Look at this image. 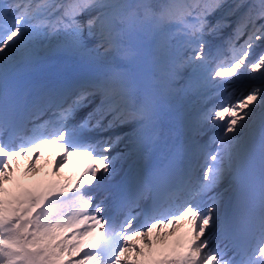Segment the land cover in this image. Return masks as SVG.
<instances>
[{"label":"snow or ice","instance_id":"obj_1","mask_svg":"<svg viewBox=\"0 0 264 264\" xmlns=\"http://www.w3.org/2000/svg\"><path fill=\"white\" fill-rule=\"evenodd\" d=\"M222 12L235 18L234 25L228 15L216 18ZM169 25L175 29L167 30ZM225 27H232L229 54L210 58L208 38ZM53 34L62 36L67 50L80 56L103 49L129 61L139 55L141 37H153L157 53L163 56L165 67L158 82L165 91L179 94L212 87L225 97L198 116L201 126H219L221 131L210 137L214 150L204 153L202 171L195 180L173 184L181 146L170 148V154L149 173L132 179L140 193L133 201L154 189H168L173 201L186 193L167 214L157 215L154 202L151 215L145 214V224L137 229L138 214L129 210L119 223L110 221L103 215L104 201L96 203L88 188L111 175L122 155H111L125 139L117 129L135 124L133 132L140 141L156 144L160 140L157 92L138 87L131 72L113 68L60 92L52 117L35 118L30 130L21 127L15 105L5 96L0 102V264H124L130 251L145 255L135 245L129 247L133 236L149 237L154 229L171 224L173 230L157 234L163 242L173 235L178 222L188 225L184 238L147 264H264V116L258 138L257 133L245 131L254 109L264 108V85L252 87L234 101L226 88L244 72L264 78V50L252 58L255 48L264 44V0L232 4L227 0L159 4L152 0H0V67L6 68L18 57L31 59L40 38ZM176 36L183 39L174 46ZM47 143L64 149L53 172L67 163L70 154H78L88 158L82 173L75 180L9 198L4 185L21 159L27 161L25 172L35 175L40 153L34 150ZM213 227L228 241L223 247L212 246L208 232ZM93 230L99 238L81 250L80 237ZM142 242L152 249L151 238ZM73 250L79 258L65 261L63 254Z\"/></svg>","mask_w":264,"mask_h":264},{"label":"rangeland","instance_id":"obj_2","mask_svg":"<svg viewBox=\"0 0 264 264\" xmlns=\"http://www.w3.org/2000/svg\"><path fill=\"white\" fill-rule=\"evenodd\" d=\"M152 1L158 4L157 0H152ZM162 2H164V0H162L159 3ZM227 2L228 4H232L234 0H227ZM173 26L174 25H169L167 30H174L175 28H173ZM43 41L45 40H41L40 43H42ZM55 42L56 40H54V43ZM64 45L65 42L63 40L62 43H57L55 45L56 46L55 49L58 50L60 55H63L64 59H66L65 55H67L69 59L66 60H70V64L73 65L72 68L75 69L72 84H76V83L81 84L87 80L101 76L102 73L105 74L107 71L116 68L121 71L131 72L134 80L138 82H143L145 86L147 84L148 90H155L158 94L159 105L166 108L167 112L185 109L186 112L189 111L190 115H192L193 113L196 112L199 113L204 107L208 106L209 108H211L210 105L213 106L214 104L220 103L223 99H225L224 96L219 95L217 90L212 87L194 88L192 90H188L186 92H182L179 94H172L165 91L162 87V84L158 82V78L162 76L165 67L163 62V56L157 53L156 40L151 36L141 37V40L138 42L139 55L136 56L135 59L131 61L127 59H122L121 57L115 55V56H111L110 59L104 61L101 64H95L90 59V56H80L78 54H75L67 50V48L64 49L63 48ZM39 48L40 47L37 42L36 51L38 52H36L34 56L40 55L41 51L39 50ZM209 48L210 47L206 49V52L208 56L211 57V52L209 51ZM262 50H264V44L258 45L254 50V54L252 58L255 59V55L259 54ZM153 53H155L156 55H154ZM104 67H106L105 72H103L102 70V68ZM238 83L240 84L238 85ZM262 85H264V78L261 77L260 73L244 72L238 78H234L231 81L230 87L229 88L227 87L228 92L231 93V96L229 98L234 101L236 98L239 97V95H237L238 92L236 93L237 91L236 89L239 86L245 87V91L243 92L244 94L248 90H250L251 86L259 87ZM183 99H185L184 102H180V100ZM199 106H201V108L198 109ZM257 107L254 110L259 111L258 116H260L261 118V116L263 115H260L261 114L260 112H262V114H264V112L259 110L260 106ZM247 123L248 125H250L251 121H248ZM250 127L246 128L245 131L246 132L250 131ZM128 129H129V125H126L124 128L116 130L117 133L125 134V139L123 140V141L126 140L125 144L127 143V140H129L128 136L126 137L127 133L129 134L130 131ZM220 131L221 128L219 126L211 127L208 125H204L198 132H195V134L196 135L203 134L204 136H207L206 139L203 138L202 141H200V143L204 146H207L208 151H213L214 147L210 145V137H212L215 134H218ZM4 187L5 189H7V191H9V186L7 184H5ZM128 244H130V242H128ZM135 244L139 245V242H135ZM164 251H166V249ZM131 254L132 253L128 252L127 258H125L124 260L125 262L124 264L126 263L131 264L132 261H136V260H131ZM144 254L147 255L148 253H144Z\"/></svg>","mask_w":264,"mask_h":264},{"label":"bare ground","instance_id":"obj_3","mask_svg":"<svg viewBox=\"0 0 264 264\" xmlns=\"http://www.w3.org/2000/svg\"><path fill=\"white\" fill-rule=\"evenodd\" d=\"M158 2H161L162 0H157ZM10 2H13V0H10ZM219 16H217V14H216V18H218ZM234 22H235V20L232 22V24L234 25ZM173 28H175V25L173 26ZM231 32H232V27H228V28H223L222 29V31L217 35V37H216V39L218 40L219 39V42L220 43H216L217 45L218 44H222V48L220 47L219 49H221L220 51H218V54H219V57L217 58V59H220V58H223V56H226V55H228L229 53H228V38H229V36L231 35ZM41 38H43L45 41H43L42 43H40L39 44V47L41 48V49H44V50H48L50 53H51V56H48L49 57V61H51V59H55V56L56 57H58L59 56V53H58V50L57 49H55V45L57 44V43H62V41H63V37L62 36H58V35H55V34H53V35H50V36H47V37H41ZM40 38V39H41ZM183 38L182 37H180V36H176V38L172 41V44L175 46L177 43H179L181 40H182ZM54 40H56V42L54 43ZM59 49H61V48H59ZM113 55H115L114 53H112V52H109V53H104V51L103 50H100V52L99 53H95V52H93L91 55H90V59L95 63V64H101V63H103L104 61H106V60H108V59H110V57L111 56H113ZM48 61V62H49ZM57 61H59L58 59H57ZM11 69L12 70H20V69H22V71H31V69H32V67H31V65L30 64H26V63H24V64H17V65H13L12 67H11ZM7 75V74H6ZM3 76H5V75H3ZM239 82V81H238ZM241 82V81H240ZM240 83H238V85H239ZM79 85V83H76V84H73V85H71L70 86V88L69 89H71V88H74V87H76V86H78ZM230 85H231V82L229 83V84H227L226 85V88L228 87H230ZM249 85V84H248ZM252 87H256V86H251L250 87V89L252 88ZM237 91H236V93H237V95H242L243 94V92L245 91V87L244 86H239L237 89H236ZM98 99V98H97ZM210 107H211V105H210ZM207 108H209L208 106L207 107H204L203 108V110L202 111H204V110H206ZM258 108V107H257ZM260 108V107H259ZM261 109H264V108H261ZM256 110H254L253 111V113H252V116H254L255 114H256ZM260 117V116H259ZM192 121H193V123H194V126H195V128L196 129H198V128H201V125L198 123V115H196V116H194L193 118H192ZM132 128V126H129V129L128 130H130ZM105 135H110V133H106ZM128 136V133H127V135H126V137ZM176 140L177 139H179V137H176L175 138ZM125 142H126V140L125 141H122L121 142V144H119L117 147H116V149L114 150V152L111 154V155H113V156H115L117 153H122V155L123 154H126V153H128V155H130L131 154V147L133 148V146H131V147H127L126 148V152H124L122 149H120V148H122V146L123 145H125ZM131 143V141H129V144ZM204 147V146H203ZM207 146H205V148H206ZM198 151H199V153H196V155H195V158L192 160V162H191V164H190V174H189V176L186 178V180L187 179H189V178H191L192 180H195L196 178H198L199 176H200V174H201V171H199V169H201V164L203 163V160H202V153L204 152V150L201 148V146H200V148L198 149ZM78 157H81V155H78V154H76ZM122 155L118 158L119 160H122L123 158H122ZM18 159H20V158H18ZM21 162H23L22 161V159H21ZM44 162H43V159L42 158H40L39 160H36L35 161V165H34V167H36V168H38L39 169V172H38V174H35V175H33V174H31V173H26L25 172V170H23V174H22V176H23V179H24V181L26 182V183H28V181H39L40 180V178L43 176V174H44V167H43V164ZM26 164H27V162H26ZM116 161H115V163H114V166H116ZM72 166H73V164H71V163H66L65 165H63L62 167H60V168H58L55 172H66V171H68V170H71L72 169ZM122 169H119L118 171H121ZM114 171H116V168L114 169ZM55 172H52V173H55ZM219 189H217V191H218ZM140 195V193L138 192V193H135V196H139ZM94 196H95V198H96V200H95V202L96 203H98V202H100L101 200H106L108 197L107 196H100V195H98V194H94ZM110 198V197H109ZM186 198V193H184V192H181V194H180V196H179V199H177V200H175L174 202H177V205L183 200V199H185ZM139 200H142V196H140V198H138V199H136L135 201H133V196H129L128 198H126V199H124L122 202H121V204H120V206H119V209L122 211V210H124L126 207H128L129 205H132V208H134L135 207V204L136 203H138L139 202ZM170 200L171 199H169V197H168V195L166 196V198H165V200L164 201H166V202H169V205H168V209L165 211V213H167L168 211H171V210H175V207L176 206H174V204L173 203H171L170 202ZM206 202H208L207 201V198H205L204 199V201H203V203H206ZM121 219H123V216L122 217H120V218H118L117 219V223L121 220ZM169 228V229H168ZM166 230H168V232L169 231H171V230H173V226L171 225V224H169L168 225V227L167 228H158V229H154L153 230V232L150 234V235H152V240H158V241H160L159 239H157V234L158 233H165V231ZM185 231V228H184V224H182L181 222H178V225H177V227H176V229L174 230V233H173V235H171V236H167L166 238H168V240H167V242H161L160 241V243H162L163 245H165V243L166 244H171V243H174V245L173 246H170V248H169V250H171L174 246H175V244H176V240H175V236H179L180 234H183V232ZM96 233H98L96 230H93V231H91L87 236H82V237H80V241L81 240H83V239H85L86 237H88V236H92L93 234H96ZM209 233V236L211 237V244H212V246L213 247H215L217 244H220L221 245V247H223L224 246V244H226L228 241L227 240H224L222 237H220L218 234H217V229L215 228V227H213V228H211L210 229V231L208 232ZM166 234V233H165ZM68 236L69 237H71V232L70 233H68ZM81 243V242H80ZM87 243V242H86ZM169 246V245H168ZM142 247H143V245H142ZM144 248V247H143ZM146 248V247H145ZM73 252H75L74 250L72 251V252H69V253H73ZM132 252V251H131ZM133 253V257L134 258H140V257H142L141 255H139L137 252H132ZM228 254H231L232 255V251H231V248H229V253ZM162 256H164V255H161V256H158V258H161ZM63 258H64V260L65 261H67V260H76V259H78L79 258V254L78 253H76V254H73V256L71 257V258H68V257H66V256H64L63 255ZM158 258H156V259H158Z\"/></svg>","mask_w":264,"mask_h":264}]
</instances>
